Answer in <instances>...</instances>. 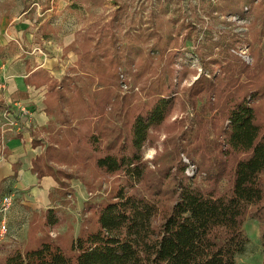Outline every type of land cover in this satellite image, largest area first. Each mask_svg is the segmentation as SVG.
I'll return each instance as SVG.
<instances>
[{"label":"trees","instance_id":"16d2710c","mask_svg":"<svg viewBox=\"0 0 264 264\" xmlns=\"http://www.w3.org/2000/svg\"><path fill=\"white\" fill-rule=\"evenodd\" d=\"M152 2L146 15L148 27L141 23L144 15L136 12L132 15L136 26L126 29L128 34L151 36V27L162 25L156 2L163 5V1ZM246 5L254 10L256 42L247 40L254 65L231 51L246 40L239 32L224 28L214 33L211 28L210 33L207 25L204 46L209 51L200 59L209 75L201 72L188 87L192 99L210 90L212 107L223 119L219 157L212 158L210 174L224 173L226 162L234 156L229 193L206 192L192 180H179L169 213L156 222L162 210L159 204L130 190L133 183L129 181L144 178L142 148L151 129L171 115L177 97L168 67L155 76L154 98L141 111L131 100L134 94L121 91L124 63L119 42L128 5L120 1L111 26L90 31L73 45L78 59L62 78L40 68L26 82L48 87L45 109L53 121L48 127L49 140L33 160L32 169L39 176L53 175L61 202L71 193L69 179L79 174L66 170L72 165L84 168L94 163L106 176L122 172L128 184L118 186L104 202L85 201L89 213L77 234L70 223L65 232L52 235L51 229L63 219L60 204L34 212L23 246L0 243V264H235L248 243L244 223L249 215L260 221L264 251V115L256 103L264 97V62L259 54L263 60L264 55L258 45L264 37V0H229L224 10L243 15ZM134 65L130 59L129 66ZM250 71L243 80L242 74ZM117 116L122 118L120 126ZM83 124L88 128L82 132Z\"/></svg>","mask_w":264,"mask_h":264},{"label":"rangeland","instance_id":"374dc122","mask_svg":"<svg viewBox=\"0 0 264 264\" xmlns=\"http://www.w3.org/2000/svg\"><path fill=\"white\" fill-rule=\"evenodd\" d=\"M120 1L128 5L125 24L120 31L123 39L119 42V54L124 63L119 80L121 91L130 90L134 94L131 98L134 106L141 111L154 98L155 76L166 67L172 69L174 75L176 107L163 124L151 129L150 138L143 145L144 178L129 181L130 185L133 183L131 191L148 196L162 208L155 220L158 222L165 212L169 213L176 199L179 180H192L206 192L213 189L217 194L229 193L232 187L234 156L226 162L224 173L210 174V166L214 163L212 158L214 155L219 157V143L223 139L220 136L223 119L212 107L213 95L210 90H205L192 99L188 97V87L201 72L209 75L200 59L209 51L204 46L207 25L210 33L211 28L214 33L224 28L239 32L246 40L237 48L231 47V51L250 65L254 63L251 44L248 43L256 42L254 10L249 5L244 7V14L239 15L224 10L229 0H162L164 8L156 2V13L162 25L152 26L154 33L151 36L137 38L128 34L126 29L136 26L132 18L136 12L144 15L141 23L148 27L146 15L155 3L153 0H0V95L8 74L23 71L25 58L37 62L53 56L61 57L64 65L58 63L60 72L54 71L57 78H62L74 65L69 61L68 52L78 57L73 45L82 41L84 34L105 25L111 26L113 12ZM258 45L264 55V37ZM259 57L260 62H264L260 54ZM130 59L135 61L133 67L129 66ZM251 71L243 73L242 79L247 80ZM256 103L264 115V97L257 98ZM3 107L4 102L0 100V109ZM116 119L120 126L122 118L117 116ZM81 126L82 132L88 128L86 124ZM48 140L46 138L43 145ZM183 164L184 172L181 173ZM79 166L66 169L79 174L69 179L72 190L66 194L64 202L59 198L63 219L51 229L52 235L65 232L70 223L77 234L82 218L89 213L85 201L104 202L118 186L128 184L122 172L106 176L94 163L84 168ZM28 218L24 211L18 221H8L10 232L6 243L25 244ZM244 234L248 243L245 251L236 256L235 264H264L260 221L249 215L244 223Z\"/></svg>","mask_w":264,"mask_h":264},{"label":"crops","instance_id":"0c3cea01","mask_svg":"<svg viewBox=\"0 0 264 264\" xmlns=\"http://www.w3.org/2000/svg\"><path fill=\"white\" fill-rule=\"evenodd\" d=\"M68 55L69 61L75 64L78 57H73L71 52ZM61 60L59 56L37 62L25 58L23 71L10 72L2 84L4 91L1 92L0 100L4 102V107L0 109V204L5 193L14 194L7 221H18L23 217V212H27V232L33 213L57 205L61 195L58 192L59 183L53 175L39 176L32 169L33 160L44 149L53 116L45 109L47 84L36 86L27 83L26 77L40 68H46L50 74L58 77L54 70L60 72L57 65H64ZM6 111L16 118L17 124L8 122L4 114ZM3 243L7 247L13 245L6 243V240L1 241Z\"/></svg>","mask_w":264,"mask_h":264},{"label":"built area","instance_id":"2783aa9c","mask_svg":"<svg viewBox=\"0 0 264 264\" xmlns=\"http://www.w3.org/2000/svg\"><path fill=\"white\" fill-rule=\"evenodd\" d=\"M245 52V51H244ZM247 54V53H245ZM6 118L8 119V122L11 125L17 124L16 118L12 117L9 115V113L6 111L5 113ZM14 200V194L12 193H5L2 197V201L0 204V214H1V219H0V243L1 241L6 240L10 229H9V224L7 221V213L10 209V206L12 205Z\"/></svg>","mask_w":264,"mask_h":264}]
</instances>
